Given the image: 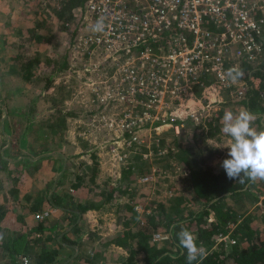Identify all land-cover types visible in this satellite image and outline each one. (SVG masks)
Wrapping results in <instances>:
<instances>
[{
    "label": "rangeland",
    "instance_id": "rangeland-1",
    "mask_svg": "<svg viewBox=\"0 0 264 264\" xmlns=\"http://www.w3.org/2000/svg\"><path fill=\"white\" fill-rule=\"evenodd\" d=\"M46 4L47 7L35 5L33 0L26 2L20 0V3L15 1L16 14L7 23L14 30L23 31L26 25L36 23L42 17V14L38 17L36 12L46 14L43 27L38 29L43 39L34 44L33 50H28L37 61L30 68L28 79L22 74L19 75L26 81L25 83H29L28 99L22 103L20 93L11 94L18 96L15 97L18 107H15L9 117L8 137L16 138L14 142L12 141L14 147L10 152L17 157L20 153V137L30 133L31 147L33 149L36 146L37 156L43 151L49 153L46 155H61L58 158L60 163L58 162L57 169L61 170L63 167L67 177L65 181L59 182L63 185L61 189L66 190L69 196L76 195L80 201H84L82 193L86 188L80 186V190L76 192L71 184L85 183L84 186L89 187L87 174H90L93 168L96 170L93 185L115 183L118 181L119 170L126 169L127 165L131 166L129 173L138 176L155 168L158 170L156 174L158 180L149 184L138 180L133 182V179L130 181L122 179V183H126L133 190L125 195L120 194L124 199L130 201L137 197V201L140 203L144 201L142 205L144 203L147 205H143L144 208L150 209L149 206L157 204L155 202L149 205L150 199L173 200L174 195L169 189L174 186L183 187L184 193L190 194V199H195L194 195L185 189L188 179L186 166L180 156L176 155L187 147L193 163H199L197 149L202 145L200 141L205 138L199 133L201 127L197 128V143L194 144L189 135L195 130V126L200 123L205 126L204 122L208 117L217 116L219 113L223 117L224 112L228 110L235 114L245 106V102L239 100L225 87L211 83L209 78H202L200 85L192 82L185 84L183 79L175 76L170 66L156 70L151 61H148L151 57L149 54L143 56L141 62L128 63L123 60L106 61L103 59V49L97 50V47L92 50L79 48L73 51L70 45L72 41L69 43V40L71 38L74 40L77 33L86 31L85 26L72 35L70 29H66L62 24V20L55 17L58 0H51ZM5 21L6 19H1L0 23ZM3 39L8 44L11 43L10 35H5ZM161 47L166 54L168 49L164 45ZM161 47L157 49V55L162 53ZM11 61L14 62V59L11 58ZM59 65L63 67L56 70L55 67ZM114 89L123 94L121 99H118V94L107 96L106 92ZM7 98L14 100L13 96ZM259 102L261 103V98ZM192 111H202L206 116L200 118L199 123L195 116L189 114ZM169 115L174 120L183 119L184 127L180 134L174 133L171 123L164 124V119L170 117ZM258 116L259 123L264 124V115L259 113ZM257 121L258 117L253 126L260 129ZM44 123L47 126V137H43L39 129V125ZM187 134L188 137L185 136ZM229 138L225 134H220L218 138L215 135L205 140L216 147L215 153L206 162L215 168L221 167L222 161L228 158ZM34 154L33 151L30 152L31 156H35ZM61 158L65 165L62 164ZM145 168L147 169L145 173H141V169ZM68 184L72 191L68 189ZM165 191L169 192L168 196ZM247 191L248 193L236 194L224 201L240 212L241 219L253 218V223L250 224L256 223L255 236L264 241V180L251 182ZM134 193L137 195L132 197ZM121 196L111 200L113 206L109 212L98 213V217L103 221L114 217L112 221L119 225L120 229L125 227L127 219L124 218L132 215L124 208L117 207L118 211L115 212V203H123ZM99 228L101 230L107 227L102 223ZM42 233L47 232L41 230L35 233L34 237L29 234L30 238L27 239L26 245L17 252L20 255L15 263L21 264L20 259L25 256L30 264L27 253L38 250L41 245L50 247L44 240L42 242L37 239ZM48 233L52 234L50 231ZM233 238L237 239L236 236ZM240 241H248V236L244 232L240 235ZM165 242L168 247L172 246L169 240ZM224 242L227 245L232 243ZM112 250H110L112 255H109L110 263L117 264L120 262V254L118 250ZM120 251L124 256L128 255L124 248ZM135 257L140 259L138 256ZM96 260L102 263L101 258Z\"/></svg>",
    "mask_w": 264,
    "mask_h": 264
},
{
    "label": "trees",
    "instance_id": "trees-1",
    "mask_svg": "<svg viewBox=\"0 0 264 264\" xmlns=\"http://www.w3.org/2000/svg\"><path fill=\"white\" fill-rule=\"evenodd\" d=\"M24 1L26 2L27 0ZM50 1L51 0H33V3H35V5L41 4L47 7L46 2L50 3ZM85 1L86 0H58L59 5L55 9V17L62 20V24L66 29H70L72 35H75L79 29V22ZM25 12L28 13L27 10ZM39 14H42V17H40L36 23L34 22L33 24L26 25L23 31L21 29L13 30L14 34L11 35L12 46L16 49V52L11 58L14 59L15 66L20 74L27 79L28 75L31 73L30 68L37 61V58H32L28 50H33L34 44H37L43 39L42 33L38 31V29L43 27L46 14L36 12L38 17L40 16ZM71 41L72 38L69 40V43ZM62 67L63 65H59L56 66L55 69L59 70ZM249 69L252 70L249 73L250 75L247 76L246 73L245 76L253 83V88L249 97L243 101L246 102L245 105L247 109L249 108L254 114H257L258 128H264V124L259 123L258 116L259 113L264 115V106L259 102V91L264 88V69L246 63L242 64L241 70H246L245 72H247ZM205 123V126H195V130L190 133V135H185L187 137L189 135V138L191 137L195 144L197 143V128L201 127L199 133L203 134L205 139L200 141L202 145L197 149L199 152V163H193V160L188 155L190 151L187 147L176 155L180 156L186 166L188 179L185 183V189L186 191L189 190L194 195L195 199H190V194H185L181 186L180 188L177 186L172 188L175 194L173 200L161 201L150 199L149 205L155 202L157 204L155 206H149L151 208L150 210L146 211L144 209L142 213L145 216V220L140 223V221H134V216H132L126 222L128 225L125 229L124 236H119L120 239H115L118 243L128 245L132 244L135 240V247H131V249H129L130 253L118 264H189L186 258V250L180 247L177 238V233L181 226L191 230L197 237V244H202L206 250V255L202 260L198 259L191 262V264H264V241L255 236L257 230L256 223L254 222V225L250 224L253 223V218H250V220L248 217L242 218L241 221L236 222L230 229L229 234L237 238L234 243L227 245L224 241H220L216 245L212 244L214 235L219 232L224 233L228 231V224L236 221L237 215H240V212L232 205L225 203L224 199L243 192L248 193L247 190L252 181L244 177L243 174L239 180L229 179L222 166L215 168L213 165L206 162V160L215 153L216 147L205 142V140L215 135H217L218 138L220 134H224L221 131V113L217 116L208 117ZM189 138H187V140ZM130 170L131 166L127 165L126 169H123L122 175L126 176V178L131 176L132 173H129ZM146 170V168L141 169V173H145ZM95 175L96 170L94 168L90 174H87L89 179L88 182L90 183L89 187L84 186L85 183L73 184L78 190H80V186L86 188L82 193L85 202L83 203L80 201L76 205V209H73L76 212L80 213L89 208L97 209L103 207L116 195H125L126 193L128 194L129 191H133L131 188L126 187L124 183H122V180L102 186L93 185ZM166 193L169 194V192ZM133 196H135V194H132V197ZM143 202H141V204ZM143 205L146 204L144 203ZM129 207L131 211L136 214V211L132 209L133 206ZM3 213L4 210L0 209V220L2 219ZM211 213H213V218L208 219L207 215ZM70 215H74V213H69V217ZM75 219L76 217H73L70 222H74ZM44 227L42 223L39 225V229ZM154 231L168 233L175 249H168L166 245L161 242L151 240V235ZM66 232L61 235V240L70 246L77 244L76 240L70 238ZM243 232L248 236V241H240V235ZM21 233L22 232L14 230L11 232L12 237L9 236L5 241H2L3 256L5 257L6 254H8L14 262L18 256L17 252L24 247L21 244L23 243L22 241H17ZM10 238L13 243L7 246L4 242L8 243L7 241ZM18 244H21L22 247ZM40 248L30 252V254L27 253L30 264H55V252L44 246H40ZM137 251L143 253L142 263L134 257ZM81 258L83 261L81 264H89V258ZM93 262L92 260L91 264Z\"/></svg>",
    "mask_w": 264,
    "mask_h": 264
},
{
    "label": "built area",
    "instance_id": "built-area-1",
    "mask_svg": "<svg viewBox=\"0 0 264 264\" xmlns=\"http://www.w3.org/2000/svg\"><path fill=\"white\" fill-rule=\"evenodd\" d=\"M82 11L79 29L85 26L86 31L72 40L73 51L97 47L103 49L106 61L128 63L141 62L149 54L148 61L156 70L170 66L185 84L200 85L202 78H209L241 101L252 93L253 83L245 76L252 70H242L244 76L236 79L228 76V70H241L244 63L264 69V0H86ZM97 20L105 26L99 33L91 31ZM163 45L168 49L166 54ZM160 47L162 53L157 55ZM106 94L123 97L116 89ZM259 98L264 106V88ZM189 114L198 122L206 116L202 111ZM169 116L164 124L171 123L174 133L180 134L183 119ZM156 174L153 168L142 180L157 179ZM240 220L241 215H237L236 221L228 224V231L217 233L216 240L234 243L230 229ZM153 236L168 237L163 232ZM26 259L22 256L20 263L25 264Z\"/></svg>",
    "mask_w": 264,
    "mask_h": 264
},
{
    "label": "crops",
    "instance_id": "crops-1",
    "mask_svg": "<svg viewBox=\"0 0 264 264\" xmlns=\"http://www.w3.org/2000/svg\"><path fill=\"white\" fill-rule=\"evenodd\" d=\"M15 1L20 3V0H0V20L6 19L4 23H0V132H2L0 136L4 134L2 136V141L0 140V209L4 210L2 219L0 220V235H2V239H0V264H17V262L15 263L11 260L8 254L4 257L2 253V241H5L9 236L12 237L11 232L14 230L23 233H21L20 238L17 240L23 242L21 243L22 246L26 245L27 239L30 238L29 234L34 237L36 236L35 233L41 230L44 232L46 231L47 233H42L41 237L39 236L37 239L42 242L44 240L45 243L50 244L49 249L55 252V264H81L83 263L81 257L85 259L89 258V264H91L92 260L94 261L92 264H111L109 255H112V253L110 250L113 249L112 251H114L116 250L115 248H118V251H116L120 254L119 261H122L126 256L120 253V249L124 248L129 254V249L133 246L135 247V240L132 242L133 245L116 242V238L120 239L119 236H124L128 224L125 223V227L120 229L119 225L112 221L114 217H110L105 221H103L101 217H98V213L105 214L109 212L113 206L110 203L111 201L97 209L89 208L80 213L73 210L76 209L75 207L80 200L76 198V195H73V197L71 195L69 196L66 190L61 189L63 185L59 184V182L65 181V178H67L65 177L66 170L63 169V167H61V170L57 169L58 162L60 163L58 158L61 155H46L49 153L43 151L37 156L36 146H34L33 149L31 147L32 138L30 133L29 135L20 137V153L17 157H14V153L10 152L14 147L12 141L14 142L16 138L13 139L11 136L8 137L10 134L9 117L11 116L10 114L14 112L15 107H18L15 103V97L18 98V96L11 94L20 93L19 98L22 100V103H24L23 100H27L29 96L27 90L29 83H25L26 81L19 77L20 72L16 68V64L11 61V56L16 52L15 48L12 46L11 39V35L14 34V29L8 26L7 23L8 20L16 14V9L14 8ZM5 35H10V44L3 39ZM18 83H21V85ZM8 96H13L14 100H8ZM200 125L202 124L200 123ZM30 126L32 125L30 124ZM39 129L43 137L48 136L45 123L39 125ZM32 151L35 153V156L30 155ZM61 160L62 164L65 165L62 158ZM122 171V169L119 170L118 180L126 178V176L122 175ZM149 173H151V170L146 174ZM146 174L138 176L132 173L126 180L130 181L133 179V182L138 180L141 183H156L158 179L142 180V177ZM141 183H138V185ZM71 185L77 192L78 189H76L73 184ZM124 185L132 189V187L126 185V183H124ZM67 186L68 189L72 191L71 186L69 184ZM136 188L134 187V189ZM169 191H171L172 195H175L172 189H169ZM166 192L168 191H165V194L168 196L169 194ZM118 195L121 196L120 194ZM118 195L115 197H119ZM137 200V197H133V200L130 201L123 198V203H115V212L118 211V208L127 209L133 214L131 217L134 216V221H140V223H142L145 220V216L142 212L144 209L147 211L151 208H144ZM81 202L84 203L85 201ZM129 206H133L132 209L136 211V214L131 211ZM69 213H74V215H70L69 217ZM212 215L213 213L208 214V219H212ZM73 217H76V219L71 223L70 221H72ZM131 217L124 219L129 220ZM41 223L45 227L39 229ZM102 223L103 226L107 228H102L100 230L99 226ZM48 231L52 234L48 233ZM64 232H66L70 238L75 239L77 244L70 246L62 241L61 235ZM154 233H157V231L152 233L151 240L161 242L166 245L168 249H175L173 243H171V247H168L165 242L167 240L171 242L168 233L163 232L168 235L167 238H155L153 236ZM216 235L217 234H215L213 238V245L220 242L216 240ZM11 241L12 239L10 238L7 241L8 243H4L8 246L13 243ZM21 244L18 245L21 246ZM19 255L20 254H18V256ZM18 256L16 259H18ZM135 256L140 257V259H137L139 262H143L142 252L137 251L134 257ZM99 258H101L102 263L96 260ZM16 259L15 261H17Z\"/></svg>",
    "mask_w": 264,
    "mask_h": 264
},
{
    "label": "clouds",
    "instance_id": "clouds-1",
    "mask_svg": "<svg viewBox=\"0 0 264 264\" xmlns=\"http://www.w3.org/2000/svg\"><path fill=\"white\" fill-rule=\"evenodd\" d=\"M104 27L103 21L97 20L91 25V31L99 33ZM242 75L243 72L238 67L228 70L231 79ZM256 119L257 116L244 107L235 114L231 110L223 114L221 131L230 137V141L227 146L228 158L222 161L221 166L229 179L239 180L243 174L252 182L264 180V128L257 129L253 126ZM177 238L180 247L186 250L189 264L198 259L202 260L206 255L205 248L202 244H197V237L188 228L181 226Z\"/></svg>",
    "mask_w": 264,
    "mask_h": 264
}]
</instances>
